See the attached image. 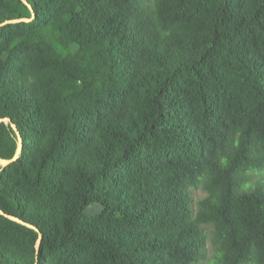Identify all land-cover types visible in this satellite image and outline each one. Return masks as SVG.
Segmentation results:
<instances>
[{
  "label": "trees",
  "instance_id": "1",
  "mask_svg": "<svg viewBox=\"0 0 264 264\" xmlns=\"http://www.w3.org/2000/svg\"><path fill=\"white\" fill-rule=\"evenodd\" d=\"M24 1L0 210L42 239L0 215V264H264V0Z\"/></svg>",
  "mask_w": 264,
  "mask_h": 264
},
{
  "label": "water",
  "instance_id": "2",
  "mask_svg": "<svg viewBox=\"0 0 264 264\" xmlns=\"http://www.w3.org/2000/svg\"><path fill=\"white\" fill-rule=\"evenodd\" d=\"M21 1H22L25 5H27V7L31 10L30 5L27 4L26 1H24V0H21ZM21 21H25V20L20 19V20H16V21H6V22H4V23L1 24V25L9 24V23H17V22H21ZM26 21H29V20H26ZM1 25H0V26H1ZM0 122H2V120H0ZM15 131H16V129H15ZM16 135H17V141H18V145H17L16 153H15L14 157L11 158V159H8V160L0 159V165H1L2 167H6V166H8L9 164L15 162V161L19 158L20 154H21L22 151H23L22 140H21V137H20V135H19V133H18L17 131H16ZM0 215L5 216L6 218H8V219H10V220H13V221L19 222L20 224L26 225L27 227L33 229L34 231H36V232L38 233V239H37L36 246H35V248H36V254H37V253H38L39 246H40V243H41V239H42V235H41V233L39 232V230H38L37 228H35V227L29 225V224L24 223L23 221L19 220L18 218H15V217H13V216H10V215L5 214L2 210H0Z\"/></svg>",
  "mask_w": 264,
  "mask_h": 264
},
{
  "label": "rangeland",
  "instance_id": "3",
  "mask_svg": "<svg viewBox=\"0 0 264 264\" xmlns=\"http://www.w3.org/2000/svg\"><path fill=\"white\" fill-rule=\"evenodd\" d=\"M8 149L10 150L11 148L8 147ZM203 196H204V193L201 190H197V191L194 192L195 199H199V198H201ZM207 243H208V248H209L210 253H211V244H210V241H208ZM35 250H36V248H35Z\"/></svg>",
  "mask_w": 264,
  "mask_h": 264
}]
</instances>
